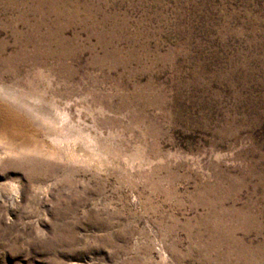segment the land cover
<instances>
[{
  "label": "rangeland",
  "instance_id": "rangeland-1",
  "mask_svg": "<svg viewBox=\"0 0 264 264\" xmlns=\"http://www.w3.org/2000/svg\"><path fill=\"white\" fill-rule=\"evenodd\" d=\"M0 264H264V0H0Z\"/></svg>",
  "mask_w": 264,
  "mask_h": 264
}]
</instances>
